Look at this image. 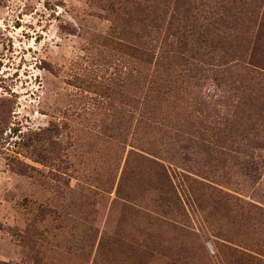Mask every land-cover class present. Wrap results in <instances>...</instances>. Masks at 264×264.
<instances>
[{"label": "rangeland", "instance_id": "rangeland-1", "mask_svg": "<svg viewBox=\"0 0 264 264\" xmlns=\"http://www.w3.org/2000/svg\"><path fill=\"white\" fill-rule=\"evenodd\" d=\"M241 1L250 14L236 38L245 40L250 22L258 40L264 0ZM144 2L0 0V264H228L234 245L223 233L230 243L264 246V223L253 227L245 211L214 205L216 193L176 167L170 196L157 172L134 157L120 183L132 149L158 146L161 125L174 126L204 108L199 101L220 96L208 79L200 87L178 83L156 104L157 119L143 120L146 70L130 44L139 45ZM249 47L264 65V39ZM258 132L251 145L261 178L224 177L231 184L219 189L264 208ZM143 245L163 251L134 253Z\"/></svg>", "mask_w": 264, "mask_h": 264}, {"label": "trees", "instance_id": "trees-1", "mask_svg": "<svg viewBox=\"0 0 264 264\" xmlns=\"http://www.w3.org/2000/svg\"><path fill=\"white\" fill-rule=\"evenodd\" d=\"M144 1L138 6L142 25L140 42L136 48L130 44L146 70L142 90L146 109L143 120L157 119L158 103L174 94L178 83L200 87L208 79L220 90V96L210 103L199 101L204 108L189 111L180 118L181 122L174 121V126L161 125L157 130L161 148L156 145L152 149L142 146L132 149L120 183L125 181V169L127 171L130 158L134 157L141 165L157 172L155 178L161 191L170 196L174 189L169 171L176 167L186 179L191 178L216 193L214 205L224 202L225 207L233 206L228 212L245 211L252 217L249 221L252 226L264 223V208L219 189L231 184L222 182L224 177L253 182L261 178L260 158L256 157L251 143L258 142L256 137L261 139L259 129L264 132V65L254 63L249 46L264 39V31L258 33L255 38L258 40L254 41V30L249 22L247 36L242 39L246 46L242 48V40L236 38L238 24L247 23L244 18L250 14L249 3L241 0H215L210 5L191 0ZM259 27H264L262 22ZM245 54L250 57L246 58ZM219 105L222 107L217 109ZM238 114L241 116L237 117ZM182 120L190 123L188 128L178 126ZM250 127L252 132L248 130ZM240 142L248 144L242 147L238 145ZM197 162L202 167L194 169L189 165ZM222 236L234 245H228V264H264V246L260 243L242 246L230 243L232 239L225 233ZM162 251L161 246L143 245L134 249V253L144 257Z\"/></svg>", "mask_w": 264, "mask_h": 264}]
</instances>
